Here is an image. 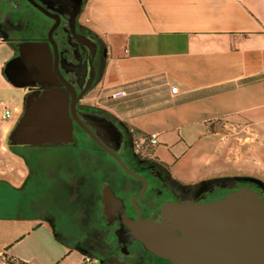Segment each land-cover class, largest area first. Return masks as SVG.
<instances>
[{"label": "crops", "instance_id": "crops-1", "mask_svg": "<svg viewBox=\"0 0 264 264\" xmlns=\"http://www.w3.org/2000/svg\"><path fill=\"white\" fill-rule=\"evenodd\" d=\"M79 20L99 46L96 100L127 87L107 109L137 137L156 134L149 150L173 178L236 177L264 164V0H83ZM11 54L0 35V94ZM22 108L10 100L0 109V185L13 191L25 172L3 145ZM85 255L39 215L0 214V264H81Z\"/></svg>", "mask_w": 264, "mask_h": 264}, {"label": "water", "instance_id": "water-1", "mask_svg": "<svg viewBox=\"0 0 264 264\" xmlns=\"http://www.w3.org/2000/svg\"><path fill=\"white\" fill-rule=\"evenodd\" d=\"M72 1L75 15L82 0ZM65 2L69 4L70 0ZM88 47L85 60L64 69L76 74L79 90L75 93L58 70L61 66L57 65L51 38L49 42L16 43L17 54L4 62L2 73L13 86L29 89L36 85L39 90L26 94L22 112L7 135L8 145H59L71 141L72 118L77 115L75 102L94 78V38ZM58 80L68 87L67 91ZM100 147L125 172L135 175L116 154ZM230 179L233 182L232 178L220 181ZM100 203L107 223L118 220L115 234L122 242L135 240L144 250L171 264H264V200L250 188L238 187L209 202L164 201L158 221L142 218L140 212L135 218L125 216L121 199L106 184L101 188Z\"/></svg>", "mask_w": 264, "mask_h": 264}, {"label": "flooded vegetation", "instance_id": "flooded-vegetation-1", "mask_svg": "<svg viewBox=\"0 0 264 264\" xmlns=\"http://www.w3.org/2000/svg\"><path fill=\"white\" fill-rule=\"evenodd\" d=\"M72 2L73 1L70 0V2H68L69 4H66L65 0H0V35L2 39L10 42L13 40V36L8 33L7 29L9 28L19 32L20 36L13 42L15 50L13 51L12 49V56L17 54L16 43L19 41L49 42V38H51L52 44L56 50L57 65L62 67L58 66V70L62 77L73 87L75 93H77L79 85L76 83V74H74L73 71L64 72V69L72 67L78 62L86 59L89 50L88 42L91 38H94L95 52L92 61L94 78L91 83L92 86L96 83L98 77L95 57L99 51V46L93 33L80 22V11L72 15ZM26 8H30L31 12H36L45 16L48 20V24L46 28L43 29L42 35L31 36L28 34L34 31L39 25L32 19L22 20V17L24 19V11ZM58 85L63 90H68V87L59 80ZM38 90L39 87L33 85L27 89V92L32 93ZM84 94H82V96ZM82 96L75 102L77 115L75 118H72V139L70 142L63 145H70L75 141L74 131L78 129L94 149L100 150L116 162V160L106 150L100 147V145L105 147L107 150L117 155L128 171L135 173V175H133L125 172L116 162L120 170L133 180V185L123 180L119 183L118 190H116V182L109 179L106 172H104V180L99 188V194L96 196V191H94L93 187L95 178L92 177V175H87V169H85V171L79 170V168V171L76 170L79 173L78 176H73V186L75 187L70 186L71 182L65 184L69 191H74L72 195L77 202H82L83 200L91 202L96 198L100 205L104 220L105 215L103 214L100 199L101 188L105 184L109 186L114 196L121 199L125 216L135 218L137 213L140 212L142 218L148 217L154 221H158L160 217L159 208L164 201L192 200L193 202H209L225 196L229 191L235 190L236 188H233V186L238 183L239 180L244 181L242 178L220 176L195 183H183L176 180L169 174L167 168L156 161L151 155L149 150L150 146L146 145L144 137L139 136L133 139L132 133L127 126L115 117L106 115L100 110H89L80 107V99ZM79 124H81L82 127ZM83 127L89 130L93 137H91ZM28 167L27 174L30 175V168ZM27 174L25 176H29ZM84 175H86V177H84ZM220 178H232L233 182L231 179L228 181H220ZM257 192L264 200V192L258 187ZM145 194H149L155 201L153 215L142 214L141 201ZM111 224H114L112 233L114 235L115 245L110 250L103 249L105 244H102L101 240L96 242L83 239L80 244L79 241L81 239H77L75 240L74 247L84 253L92 250L93 253H90L91 256L88 254L85 256L90 261L91 257L97 259L99 264H127L126 260L130 259H133L130 264H147L141 257L134 260V255L130 252L129 247L132 244H138L145 254L162 260L164 264H171L169 261L144 250L141 244L135 240L122 242L115 234L119 226L118 220L114 218L111 223L106 222V225ZM115 254L129 257L127 259H119Z\"/></svg>", "mask_w": 264, "mask_h": 264}, {"label": "rangeland", "instance_id": "rangeland-1", "mask_svg": "<svg viewBox=\"0 0 264 264\" xmlns=\"http://www.w3.org/2000/svg\"><path fill=\"white\" fill-rule=\"evenodd\" d=\"M24 12V19L22 17V20L32 19L39 25L34 31L28 34L31 36L42 35L43 29H45L48 24L46 17L39 13L31 12L30 8H26ZM7 31L13 36V40H11L9 44L14 51L13 42L16 41L20 34L18 31L9 28ZM11 56L12 54L7 59ZM2 79V83L7 86L0 94V109H3V106H7V102L10 100H18L21 106H23L24 98L28 93L27 89L25 87L11 85L4 77H2ZM96 94V83H94L80 99V107L89 110H100L106 115L113 116L107 109L110 101L109 99H111L109 93L104 94L101 101L96 100ZM126 126L132 133L133 139H135L137 136L128 125ZM74 137L75 141L66 146L63 144L12 146L21 156V159L19 158L17 162L18 169L22 170V172L24 171L26 175L27 167L29 166L30 175L27 174L29 176H25L17 181L20 188L18 186L15 191L11 190L10 186L5 183L0 185V214L39 215L47 219L54 230L60 235L61 239L69 245L74 246L75 240L77 239H81L79 241L80 244L83 239L96 242L101 240L102 244H105L103 249L110 250L115 245L114 235L112 233L114 224L106 225L96 198L91 202L85 200L77 202L72 195L74 191H69L65 184L71 182L70 186L74 185L73 176H78L79 172L76 171L78 168L82 171L87 169V175H92V177L95 178L93 181L94 191H96L95 196L99 194V188L104 180V172H106L109 179L116 182V190H118L121 181H128L129 184L131 183L133 185V180L126 176L116 165V162L108 155L102 153L98 149H94L88 140L82 136L80 130L76 129L74 131ZM236 142L238 141L236 140ZM6 144L7 139L4 141L3 145L5 149ZM247 165V171L245 172H232L236 175L235 178L244 179V181L239 180L233 188L244 186L257 191V187L260 189L263 187L262 192H264V181L261 179L263 173L262 167H264L263 162L253 163L251 161ZM1 166L2 165H0V167ZM187 170L188 167L183 166L180 168L179 173L184 176ZM6 175L11 177L9 172H7ZM213 176H220V174H214ZM84 177H86V175H84ZM13 181L15 182L14 177ZM154 206V199L149 194H145L141 201L142 214L153 215ZM45 246L44 248L48 249V245L46 244ZM129 249L134 255V260L141 257L147 264H164L162 260L145 254L138 244H132ZM75 253L76 252L73 254L75 255ZM90 253L92 254L93 251L86 252V254L91 256ZM115 255L119 259H127L129 257L120 254ZM132 261L133 259L126 260V263L130 264ZM91 263L99 264L97 259L92 257ZM60 264H65V262H61Z\"/></svg>", "mask_w": 264, "mask_h": 264}, {"label": "built area", "instance_id": "built-area-1", "mask_svg": "<svg viewBox=\"0 0 264 264\" xmlns=\"http://www.w3.org/2000/svg\"><path fill=\"white\" fill-rule=\"evenodd\" d=\"M169 91L171 92V93H175L176 91H177V89H176V87L175 86H170L169 87ZM123 95H125V91H124V89H117V90H114V91H112L111 93H110V97L111 98H119V97H121V96H123ZM9 116V111L8 110H5L4 111V114L2 115V118H4V117H8ZM145 143H146V145H153V144H155L156 142H157V139H156V134L155 133H150V134H148L146 137H145ZM89 262H90V260L87 258V257H85L84 259H83V261H82V263L81 264H89Z\"/></svg>", "mask_w": 264, "mask_h": 264}, {"label": "trees", "instance_id": "trees-1", "mask_svg": "<svg viewBox=\"0 0 264 264\" xmlns=\"http://www.w3.org/2000/svg\"><path fill=\"white\" fill-rule=\"evenodd\" d=\"M121 89H124V91H125V95H123V96H121V97H119V98H111V99H109L110 101H109V104L108 105H110L113 101H117V100H121V99H123L126 95H127V87H122ZM6 148L9 150V151H11V152H14V153H16V151L13 149V147L11 146V145H8V141H7V144H6ZM17 154V153H16ZM19 155V154H18ZM249 180H251V179H249ZM253 180V179H252ZM261 190L263 191V187H261ZM54 235L58 238V239H61V237H60V235L54 230ZM62 240V239H61Z\"/></svg>", "mask_w": 264, "mask_h": 264}]
</instances>
